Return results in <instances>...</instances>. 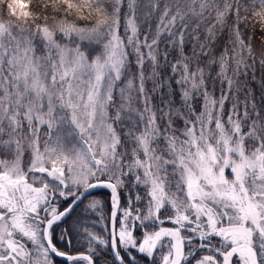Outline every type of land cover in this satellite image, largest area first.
<instances>
[{"label": "snow or ice", "instance_id": "6c2138e0", "mask_svg": "<svg viewBox=\"0 0 264 264\" xmlns=\"http://www.w3.org/2000/svg\"><path fill=\"white\" fill-rule=\"evenodd\" d=\"M100 249L264 264V0H0V264Z\"/></svg>", "mask_w": 264, "mask_h": 264}, {"label": "trees", "instance_id": "16d2710c", "mask_svg": "<svg viewBox=\"0 0 264 264\" xmlns=\"http://www.w3.org/2000/svg\"><path fill=\"white\" fill-rule=\"evenodd\" d=\"M29 3H31V0H29ZM144 29H143V26H141V32L143 33ZM149 88H151V84L149 83L148 85ZM254 88H256L257 90V96H259V89L256 85H253ZM231 107L230 104H226L225 105V112L227 113V110ZM96 191V198L100 199L101 201H103L104 203V208H103V213H104V216L105 218L107 217V214L109 212V193L107 190L105 189H97L95 190ZM137 191H140L139 189H137ZM124 195L122 194L121 196V202L122 200L124 199ZM79 211V209L77 210ZM73 219H75V215L73 217ZM106 223V219L105 221L99 223L96 225V228H95V231L98 233V234H101L105 237H107L108 233L107 231H105L104 229V224ZM60 230L57 229V233L59 232ZM58 243V246H60L61 248L65 247V245L63 244V242L61 241H57ZM69 251H72V252H77V251H87V246H86V243L77 238L74 243H73V246L71 249H69ZM101 251V255L95 257L94 259L97 260V264H112V259H111V256H110V253H108L106 250L104 249H100ZM56 264H64V261L60 258H56ZM138 264H143V261H138Z\"/></svg>", "mask_w": 264, "mask_h": 264}, {"label": "rangeland", "instance_id": "374dc122", "mask_svg": "<svg viewBox=\"0 0 264 264\" xmlns=\"http://www.w3.org/2000/svg\"><path fill=\"white\" fill-rule=\"evenodd\" d=\"M126 204H127V199H126V197H124V199L121 202V205L126 206Z\"/></svg>", "mask_w": 264, "mask_h": 264}, {"label": "water", "instance_id": "95a60500", "mask_svg": "<svg viewBox=\"0 0 264 264\" xmlns=\"http://www.w3.org/2000/svg\"><path fill=\"white\" fill-rule=\"evenodd\" d=\"M79 252H85L86 253V251H79Z\"/></svg>", "mask_w": 264, "mask_h": 264}]
</instances>
